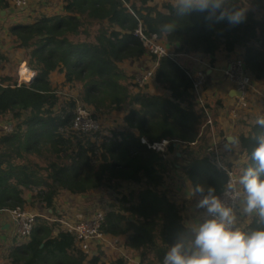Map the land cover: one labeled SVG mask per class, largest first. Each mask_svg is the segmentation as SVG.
Returning a JSON list of instances; mask_svg holds the SVG:
<instances>
[{
  "label": "trees",
  "instance_id": "trees-1",
  "mask_svg": "<svg viewBox=\"0 0 264 264\" xmlns=\"http://www.w3.org/2000/svg\"><path fill=\"white\" fill-rule=\"evenodd\" d=\"M12 1L0 0V8L7 9ZM63 1L65 15L44 16L10 29L29 56L28 67L41 79L30 87L18 84L11 74L0 75V120L13 125L10 133L0 134V213L40 203L53 209L62 192L84 195L107 188L117 199L105 213L101 231L123 238V247L135 258L131 262L123 255L105 263L101 255L87 254L74 233L56 232L57 223L37 217L29 238L11 248L8 264H162L186 222L184 205L172 198L166 183L175 163L185 162L184 173L193 188L212 187L218 196L229 180L216 163L218 155L209 151L220 129L222 103L207 100L198 105L191 69L177 57L213 58L243 50L253 79L264 81V14L258 17L255 11L263 0H227L229 6L246 9V21L237 26L206 20V13L177 16L169 0L161 5L154 0ZM165 24L177 27L166 33ZM140 27L174 49L175 56L158 60L152 76L165 94L138 88L123 68L125 62H141L148 55L135 34ZM55 70L77 90L70 107L84 103L94 118L129 108L126 128L98 143L87 139V145L74 135L59 134L60 127L72 126L75 113L65 108L57 113L60 94L50 80ZM257 132L254 123L241 135V150L249 159L244 168L251 163ZM164 141L166 153L152 151V145ZM124 185L128 192H123ZM257 227L255 217L243 226Z\"/></svg>",
  "mask_w": 264,
  "mask_h": 264
},
{
  "label": "clouds",
  "instance_id": "clouds-1",
  "mask_svg": "<svg viewBox=\"0 0 264 264\" xmlns=\"http://www.w3.org/2000/svg\"><path fill=\"white\" fill-rule=\"evenodd\" d=\"M173 8L180 17L206 13V20L230 26L247 18L246 9L229 6L227 0H173ZM176 27L165 24L162 31L171 33ZM256 124L249 166L226 183L223 197L212 187L195 185L193 194L200 196L195 207L203 214L183 223L162 264H264V117ZM238 144L239 138L230 136L225 149L232 151ZM237 205L240 216L255 217L257 228L238 226Z\"/></svg>",
  "mask_w": 264,
  "mask_h": 264
},
{
  "label": "rangeland",
  "instance_id": "rangeland-1",
  "mask_svg": "<svg viewBox=\"0 0 264 264\" xmlns=\"http://www.w3.org/2000/svg\"><path fill=\"white\" fill-rule=\"evenodd\" d=\"M165 0H156L157 3L162 4ZM173 1V0H172ZM48 2V1H47ZM247 2V1H246ZM12 5L15 7L13 1L11 2ZM256 7V6H255ZM38 8H42L41 11L38 10ZM37 10V12L35 10ZM51 9H56L55 7L49 6V5H44L43 3H38V6H35L31 10V16L26 18L29 23L34 22L35 20H38L42 18L43 16H51L53 11ZM17 10V8H16ZM257 16H261L264 14V0L261 2V5H258V7L255 8ZM28 12V11H27ZM25 12V14H27ZM18 16V15H17ZM23 17V14H20L18 17L14 16L13 14L10 15L8 18H1L0 17V75H5V74H11L15 76V79L18 81L17 77V71L18 67L21 64H25L28 67L29 63V56L25 55V52L21 49L20 46H18L17 41L14 40L13 36L10 33V29L13 26L19 25V24H28L27 22H24L21 20ZM53 17V16H52ZM18 20L22 21L23 23L19 22ZM162 43H164L162 41ZM165 44V43H164ZM229 63V61H228ZM227 63V64H228ZM153 58H151L149 55L146 56L141 62H130L129 64L126 63L123 65V68L127 72L128 76L130 77L131 81L135 84L136 83V75L143 73V72H149L153 69ZM206 69L205 67H203ZM28 69H30L28 67ZM31 70V69H30ZM34 71V70H31ZM35 72V71H34ZM38 76H41L37 71H36ZM50 80L53 85V87L58 91L60 94V102L58 105V110L57 113L60 114V109H69L68 111H73L75 113L76 111V105L70 107V102L73 101V99H76L77 97V90L71 88L68 86V84L65 83V79L63 76V73H61L58 70H55L51 72L50 74ZM152 81H149L147 84L148 86L151 85ZM205 85L207 86V94L208 97H204L203 92L205 90ZM148 86L144 87L148 91L147 88ZM152 87L150 88L151 91L154 93L156 90H160L155 86L153 87V84L151 85ZM143 88V89H144ZM138 91V88L136 89ZM252 96L251 97L252 101L251 104H249V108H253L255 111H257L258 114L262 113L264 111V99L262 102H260L259 98L257 100V104H253V101L256 100L254 94H258L257 92L263 93L264 92V86L263 85H258L256 83L252 84ZM254 90V91H253ZM256 92V93H255ZM218 88L214 86L213 88L208 86V84H204L203 90H202V103L200 100H198V105L200 104H205V102L209 99L210 102H215L214 96L218 97ZM264 98V95L262 96ZM206 99V101H205ZM197 101V99H196ZM79 102V101H77ZM233 105L230 108H227L223 110L225 113H228L231 115V109ZM129 108L123 111H114L112 113L104 114L103 116H99V118H95V121L99 125V131L98 133H93V131H76L73 128V120H72V126H62L59 128L58 133L62 134L63 136H68V135H74L78 138L84 139V144L87 145V139H89L91 142H100L103 139V136L105 135H110V132H120L123 131L126 128V123L124 121V117L128 114ZM251 113V112H249ZM75 117V116H74ZM232 122H236L234 120H239L237 117H233ZM8 130L11 128L12 123L2 121L0 120V134L1 132L3 133V127ZM3 128V129H2ZM5 130V129H4ZM76 132V133H74ZM85 132H89L85 133ZM6 133V132H5ZM74 133V134H73ZM78 133V134H77ZM98 134V135H96ZM89 137V138H88ZM215 142H217V138L214 139L213 144L211 143V146H215ZM74 143L75 140H74ZM94 161L95 158H94ZM236 166V165H235ZM233 167V166H232ZM171 180L169 179L167 181V184L169 187H171L170 184ZM125 186V185H124ZM129 187L126 185L123 189V192H128ZM172 191V190H171ZM26 196H30L29 193H27ZM117 199V194L113 192L112 190H109L107 188H102L99 190L92 191L88 194L84 195H74L71 193H64L62 192L60 195L57 196L56 202H55V213L53 214V218H49L48 220L50 222H54L57 224H60L61 226H64V224H73L76 220L81 219V217H94L97 212H102V213H107L110 210V205L115 203ZM59 209V212H57ZM40 208H38V211ZM34 213L37 215H40L38 217H44L47 218L44 214H41L40 212H36L33 210ZM9 211H6L5 213H0V220L3 223L2 218L4 219H10V215L8 218ZM62 224H61V223ZM59 226V225H58ZM64 228V227H63ZM15 232V230H14ZM14 232H12V235L14 236ZM1 233V229H0ZM17 235H15L16 237ZM11 238V236L9 237ZM123 238H118L115 240V238L111 236H105L102 238L100 242H93V240H90L88 243V250H89V255L94 256V255H101V259L105 263H109L111 260L119 257V256H129L134 260V256L130 251H127L123 247ZM0 264H7V260L5 259V254L0 251Z\"/></svg>",
  "mask_w": 264,
  "mask_h": 264
},
{
  "label": "crops",
  "instance_id": "crops-1",
  "mask_svg": "<svg viewBox=\"0 0 264 264\" xmlns=\"http://www.w3.org/2000/svg\"><path fill=\"white\" fill-rule=\"evenodd\" d=\"M48 1V2H47ZM162 1V0H161ZM166 1V0H165ZM171 2H173L172 0H169ZM43 3L45 6L49 5L52 7H55L56 9H51L53 11V13L51 14V16L48 17H52V16H56V15H65L66 12H64L63 8H64V1L63 0H35L30 9L28 10L27 14H25V12H19L18 10H16V8H14V6L12 5V3H10V7H8L7 9H2L0 8V17L1 18H8L10 15H14L16 17H18L20 14H23V17H21L24 22L29 23V21H27L26 18L30 17L31 15V10L35 7L38 6V3ZM154 3L157 4L156 0H154ZM159 4V3H158ZM161 5V4H159ZM35 10V9H34ZM39 11L42 10V8H38ZM37 12V10H35ZM18 15V16H17ZM44 17V16H43ZM19 22L23 23L22 21L18 20ZM36 21V20H35ZM165 45L167 46L168 50L170 53H172L174 55V49L172 46L168 45L166 43V41L163 39ZM243 50H238V53H242ZM236 52V53H237ZM235 54H231L230 56H227L225 53H218L216 56H213V58H204L202 56H178L177 58H179L181 60L182 63L187 64L190 69L192 74L194 72H196L199 69H204L203 67H205L208 78H207V82L206 84H208V86L210 87H214L216 86L218 88V97L214 96L215 101L220 100L222 103V108L220 109L219 115H218V123L220 125V129L217 133L214 134V138L212 140V144L214 139L217 138V142H215V146H214V150L210 151L213 153H216L219 157L216 158L217 163L218 164H222L224 166H233L234 168H237L239 170V173H242V170L244 168V165H246L249 162V159L246 155L245 152H242V148L240 145V138L241 135H246L249 133L252 124L256 123V121L260 118V117H264V111H262V113L258 114L257 111H255L253 108H250L248 111L243 112L240 116H239V120H234L236 122H232L231 119L232 115L225 113L227 111H223L227 108H230L232 105H234L235 99H236V95L234 91V86L233 84H231L227 74H226V69H227V63L228 61H230V59L232 57H234ZM175 56V55H174ZM213 60V61H212ZM126 63H130V62H125ZM64 76V74H63ZM65 79V78H64ZM256 83L259 86L263 85L264 86V81H253V84ZM153 84V87L155 88V86L157 88H159L160 90H156L154 92V94H165L166 92L161 89L154 81L151 82V85ZM148 86L147 88V92H151V87L152 86ZM207 86L205 85V90L203 92L204 97H208L207 92ZM254 91V90H253ZM253 93V92H252ZM256 93V92H255ZM258 94H254L255 99L253 101V104H257V100L259 98L260 102L263 101L264 98H262V96L264 95L263 93L257 92ZM251 97L253 98L252 94ZM211 100V99H209ZM208 100V101H209ZM206 101V99H205ZM251 112V113H249ZM2 133V132H1ZM4 133V132H3ZM2 133V134H3ZM230 136H234V137H238L239 138V144L232 150V151H227L225 149V143L227 142L228 137ZM211 147V145H210ZM179 158L182 157V153L180 152V145H177L176 148V153H175ZM169 158H173L174 155L170 154L168 155ZM185 162L182 160L178 161L177 163H175V169L174 171L166 178V183L167 181L170 179V188L172 189V198L177 202V204H181L184 205L185 207V216H186V222L190 219L195 218L196 216H200L202 215V210H198L196 209L195 205L196 202L198 201V199H200L198 194H193L194 188L192 185L191 180L188 178V176L184 173V166ZM236 165V166H235ZM168 185V184H167ZM64 193H68V192H64ZM30 195V193H29ZM76 195V194H75ZM57 197L55 198V202H56ZM31 210H35L37 213L40 212L41 214H44L45 216H47V219L53 218V214L55 213V206L54 208H47L43 205V203L37 204L36 207H28ZM38 208H40V210L38 211ZM59 212V209H57ZM5 213V212H4ZM60 213V212H59ZM10 213L8 214V218H9ZM252 217H245V216H240L239 212H238V219L239 222L241 224H248L251 221ZM2 221L0 220V229H1V233H0V251H2L3 254H5V259L7 260V264L9 263V252L11 250V248L17 243L14 240V237L16 235V231L14 232V230H16V224L13 221L11 215H10V219H4L2 218ZM61 223V222H60ZM62 224V223H61ZM59 226L55 228V231L58 232L59 229H64L63 226H61L60 224H58ZM12 232H14V236L12 235ZM11 236V238H9ZM118 238H115V240ZM131 262H134V260H132Z\"/></svg>",
  "mask_w": 264,
  "mask_h": 264
},
{
  "label": "built area",
  "instance_id": "built-area-1",
  "mask_svg": "<svg viewBox=\"0 0 264 264\" xmlns=\"http://www.w3.org/2000/svg\"><path fill=\"white\" fill-rule=\"evenodd\" d=\"M35 0H13V3L17 10L19 12H27L32 3ZM135 34L142 40L144 47L146 48V51L148 55L153 58V69L149 72H143L140 74H137L136 77V84L138 88L143 89L149 81H152V76L155 67L158 64V60L163 56H174L172 53L169 52L167 46L162 43V39L154 33L146 34L142 28L140 27ZM164 42V41H163ZM226 74L234 86V91L239 92L240 95H236V99L234 102V105L231 109V115L233 117H238L247 109L249 108V104H251V92H252V84H253V77L250 73V71L246 68L244 60H243V52L242 53H235L234 57H232L227 64ZM17 77H18V84L26 83L28 86L32 87L36 85L40 79L41 76H38L36 71H31L28 69L27 65L21 64L18 67L17 71ZM194 77V87L193 92L196 96L197 102L198 100L202 103V90L204 84L207 82V72L204 69H199L196 72L193 73ZM212 122L211 119L209 121ZM5 130H4V129ZM3 132L10 133L13 130V125L10 129H6L5 126L3 127ZM73 128L76 131H93V133H97L99 130V125L95 121V118L93 116V111L86 106L84 103L78 102L76 105V111H75V117L73 120ZM76 133V132H74ZM88 133L89 132H85ZM78 134V133H77ZM167 141H164L163 143L154 144L152 145V151L153 152H159L162 151L164 153L167 152ZM214 150V147H209V151ZM217 163V160H216ZM217 165L220 168H223L228 176L229 180L234 179L240 175L239 170L234 167H226L222 164ZM228 180V181H229ZM224 191L219 195L223 197ZM227 203H232V200H227ZM239 212V207L237 205V214ZM13 221L16 224V235L18 237L17 244H21L25 242L34 227V224L36 222V218L40 215H37L33 212L30 208H24V209H14L9 211ZM203 213V210H202ZM94 217H81V219L76 220L73 224H64V230L71 231L74 233L78 239L79 246L87 253L89 254L88 250V243L90 240H93V242H100L103 237L106 235L102 233L101 231V224L104 220V213L97 212L94 214ZM238 226L243 227L244 224H241L238 219Z\"/></svg>",
  "mask_w": 264,
  "mask_h": 264
},
{
  "label": "water",
  "instance_id": "water-1",
  "mask_svg": "<svg viewBox=\"0 0 264 264\" xmlns=\"http://www.w3.org/2000/svg\"><path fill=\"white\" fill-rule=\"evenodd\" d=\"M235 95H240V93L239 92H235Z\"/></svg>",
  "mask_w": 264,
  "mask_h": 264
}]
</instances>
